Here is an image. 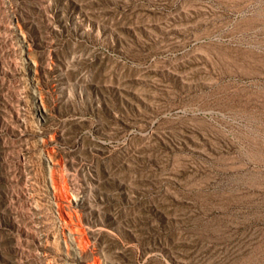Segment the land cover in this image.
I'll use <instances>...</instances> for the list:
<instances>
[{
	"label": "rangeland",
	"instance_id": "374dc122",
	"mask_svg": "<svg viewBox=\"0 0 264 264\" xmlns=\"http://www.w3.org/2000/svg\"><path fill=\"white\" fill-rule=\"evenodd\" d=\"M0 264H264V0H0Z\"/></svg>",
	"mask_w": 264,
	"mask_h": 264
},
{
	"label": "bare ground",
	"instance_id": "6f19581e",
	"mask_svg": "<svg viewBox=\"0 0 264 264\" xmlns=\"http://www.w3.org/2000/svg\"><path fill=\"white\" fill-rule=\"evenodd\" d=\"M51 188H52V187H51ZM49 194H50V190H49ZM51 200H53L52 197H51ZM52 204L54 205L53 201H52ZM63 233H64V232H63ZM71 234H72V233H71ZM67 235H68V234H67ZM65 236H66V235H65ZM69 238H70V240H71V243L74 244V243H73L74 241L72 242V240H73L74 237L69 236ZM70 240H69V241H70ZM74 240H75V239H74ZM65 241H66V240H65Z\"/></svg>",
	"mask_w": 264,
	"mask_h": 264
}]
</instances>
